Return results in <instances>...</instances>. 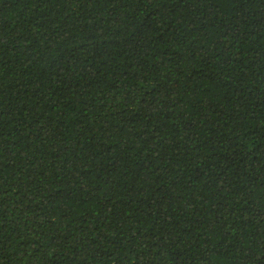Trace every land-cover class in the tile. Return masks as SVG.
I'll return each mask as SVG.
<instances>
[{
    "label": "trees",
    "instance_id": "16d2710c",
    "mask_svg": "<svg viewBox=\"0 0 264 264\" xmlns=\"http://www.w3.org/2000/svg\"><path fill=\"white\" fill-rule=\"evenodd\" d=\"M0 264H264V0H0Z\"/></svg>",
    "mask_w": 264,
    "mask_h": 264
}]
</instances>
